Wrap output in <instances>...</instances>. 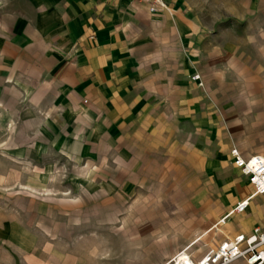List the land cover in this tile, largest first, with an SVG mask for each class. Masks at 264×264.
Segmentation results:
<instances>
[{
    "label": "crops",
    "instance_id": "1",
    "mask_svg": "<svg viewBox=\"0 0 264 264\" xmlns=\"http://www.w3.org/2000/svg\"><path fill=\"white\" fill-rule=\"evenodd\" d=\"M165 3L0 0V100L67 118L71 148L105 166L110 196L200 189L208 228L252 191L230 149L264 157V0L209 18L191 0ZM224 219V237L264 228V195Z\"/></svg>",
    "mask_w": 264,
    "mask_h": 264
},
{
    "label": "rangeland",
    "instance_id": "2",
    "mask_svg": "<svg viewBox=\"0 0 264 264\" xmlns=\"http://www.w3.org/2000/svg\"><path fill=\"white\" fill-rule=\"evenodd\" d=\"M191 1L207 18L235 3ZM8 97L0 100V264H164L207 229L198 223L206 216L200 189L162 183L166 188L110 196L105 166L71 148L67 118L46 102L38 104L46 113L31 105L42 117ZM207 199L213 204L218 194ZM223 225L191 248L215 247L226 235Z\"/></svg>",
    "mask_w": 264,
    "mask_h": 264
},
{
    "label": "built area",
    "instance_id": "3",
    "mask_svg": "<svg viewBox=\"0 0 264 264\" xmlns=\"http://www.w3.org/2000/svg\"><path fill=\"white\" fill-rule=\"evenodd\" d=\"M138 1L145 2L150 11L166 8L165 0ZM192 79H199V75H193ZM229 156L234 166L247 177L252 191L247 198L239 201L225 217L233 212L243 211L252 196L264 195V157L260 154L243 157L236 148L230 149ZM197 251L189 245L174 253L164 264H183L186 257L189 261L187 264H264V228L255 226L248 232H238L230 237L225 236L215 247L201 253Z\"/></svg>",
    "mask_w": 264,
    "mask_h": 264
},
{
    "label": "bare ground",
    "instance_id": "4",
    "mask_svg": "<svg viewBox=\"0 0 264 264\" xmlns=\"http://www.w3.org/2000/svg\"><path fill=\"white\" fill-rule=\"evenodd\" d=\"M225 216L224 217H221L220 219H218L217 221H215V222H213L207 229H204L203 231H202V233L200 234V235H198L192 242H191V244L190 245H194L195 243H197L199 240H201L202 239V237L203 236H205L208 232H210L212 229H214V228H219V226L220 225H223V224H225L226 223V221H225ZM129 225V224H128ZM124 228V227H123ZM120 235V234H119ZM146 237V236H145ZM148 238H149V236H148ZM120 240H121V238H120ZM125 240V239H124ZM148 240H150V239H148ZM118 242V241H117ZM147 243V242H146ZM145 245V244H144ZM183 253H185V252H183ZM167 261V260H166ZM165 261V262H166ZM165 262H163V263H165ZM189 261H188V259H187V257L186 258H184V260H183V264H187Z\"/></svg>",
    "mask_w": 264,
    "mask_h": 264
}]
</instances>
